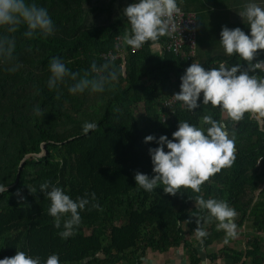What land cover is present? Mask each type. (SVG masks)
<instances>
[{
    "label": "trees",
    "instance_id": "1",
    "mask_svg": "<svg viewBox=\"0 0 264 264\" xmlns=\"http://www.w3.org/2000/svg\"><path fill=\"white\" fill-rule=\"evenodd\" d=\"M210 1L177 0L179 8L197 17L196 56L191 60L153 48L164 46L168 34L139 49L124 43L131 29L123 9L134 0H35L54 22L51 35L27 38L24 26L16 33L0 30L16 41L13 58L0 62V185L7 189L0 193V259L19 249L39 256L41 264L53 253L60 264H143L149 251L185 249L191 264H202L200 248L225 241L215 218L206 221L207 210L196 205L195 197L202 196L227 201L237 213L236 230L249 222L255 232L245 252L229 250L231 264H264V125L260 124L264 114L246 112L240 121H233L219 106L203 105V95L193 111L181 102L165 106L180 91L186 68L198 62L204 35L198 19L210 9ZM248 2L236 6L244 8ZM254 2L264 7V0ZM236 27L250 32L246 18ZM53 57L78 73L77 78L86 72L91 78L90 65L95 61L116 70L118 79L102 93H70L75 83L70 75L50 89ZM258 60H264V50H258L252 63ZM198 63L206 70L221 63L248 68L235 54ZM250 74L264 78V70ZM204 115L223 121L229 136L235 137L232 165L210 176L199 193L182 188L172 195L163 191L162 184L151 192L139 188L134 176L155 175L149 149L158 146L144 138L171 139L179 121L203 126ZM85 122L97 127L85 134ZM46 180L73 200L90 201L68 238L58 235L62 228L57 229L48 215L50 202L39 190ZM197 219L207 233L203 238L196 236Z\"/></svg>",
    "mask_w": 264,
    "mask_h": 264
},
{
    "label": "clouds",
    "instance_id": "2",
    "mask_svg": "<svg viewBox=\"0 0 264 264\" xmlns=\"http://www.w3.org/2000/svg\"><path fill=\"white\" fill-rule=\"evenodd\" d=\"M177 12V0H134L123 9V16L127 18L131 29L130 34L125 35L124 43L139 49L146 42H156L160 37L170 34V22ZM239 15L247 19L250 32L246 34L240 27L223 26L219 41L226 55L235 54L248 63V68L241 70V64L228 68L221 63L219 67L206 70L203 65L192 63L180 77V91L173 95L189 111L200 107L198 101L203 93V105L210 104L213 108L219 106L221 112L233 121H240L246 112L264 114V78L250 74L257 69L264 70V60L252 63L258 50H264V7L249 0ZM21 26L25 27L23 35L27 38L34 35L49 36L54 32V22L48 10L38 6L35 0H0V30L16 33ZM15 48L14 38L0 34V62L11 60ZM10 70L15 71V68ZM49 72L47 85L50 89L56 88L70 75L75 81L68 89L72 94L86 90L102 93L118 79L116 70L107 63L98 66L95 61L90 65L91 78L88 72L77 78L78 73L70 72L59 57L50 60ZM201 124L203 126L186 120L179 121L171 139L167 135L158 138L147 135L145 143L155 142L158 145L149 149L155 175L150 177L136 172V185L147 192L162 184L163 191L172 195L182 188L199 193L200 186L210 176L224 167H230L235 160V137L229 136L223 121L213 119L211 115H204ZM96 127L93 122H85L82 131L87 134ZM6 190L0 185V193ZM39 190L50 202L47 212L54 218V226L62 228L58 235L61 238L72 236L75 226L81 221L80 212L89 205V199L77 197L73 200L61 187L47 180L39 185ZM31 192L35 193V189ZM92 200H95L94 193ZM195 202L201 210H207L206 221L215 218L217 230L225 233L226 243L228 238H235L237 226L234 218L237 213L227 201L196 196ZM92 207L99 205L93 203ZM196 222L197 238L205 237L207 233L199 226V219ZM0 264H41V258L17 249L15 255L0 259ZM43 264H60L59 256L55 253L48 255Z\"/></svg>",
    "mask_w": 264,
    "mask_h": 264
},
{
    "label": "crops",
    "instance_id": "3",
    "mask_svg": "<svg viewBox=\"0 0 264 264\" xmlns=\"http://www.w3.org/2000/svg\"><path fill=\"white\" fill-rule=\"evenodd\" d=\"M239 1L241 3L245 0H212L210 1L212 6L209 5L210 9L200 15L198 22L200 20V29L204 31V35L197 51L196 58H198V62L206 61L208 57L228 56L224 53L220 44V32L223 26L234 28L239 22L245 20L239 15L244 8L236 6ZM232 4L235 7H230ZM254 234L251 223L248 222L241 229L236 230L235 238H228L227 243L222 238L221 243L216 242L208 249L200 248L202 264H231L232 260L228 258V254L229 252L230 254L232 253L229 250L245 252L247 243ZM261 237L264 238V234ZM199 244L197 242L195 245L198 246ZM227 246L229 248L228 251H221L222 248L224 250ZM203 254L204 256L202 257ZM214 255L218 256L214 260L210 259ZM244 259L245 257L242 261ZM143 264H191V262L185 249H173L163 254L149 251L143 259Z\"/></svg>",
    "mask_w": 264,
    "mask_h": 264
},
{
    "label": "built area",
    "instance_id": "4",
    "mask_svg": "<svg viewBox=\"0 0 264 264\" xmlns=\"http://www.w3.org/2000/svg\"><path fill=\"white\" fill-rule=\"evenodd\" d=\"M197 17L194 13H186L181 8L175 13L170 22L168 42L164 45H155L153 48L160 54L172 52L183 59L191 60L196 56ZM119 58L120 56H116ZM112 58H115L112 56ZM203 95V93H201ZM179 101L174 97L165 102V106H173Z\"/></svg>",
    "mask_w": 264,
    "mask_h": 264
},
{
    "label": "water",
    "instance_id": "5",
    "mask_svg": "<svg viewBox=\"0 0 264 264\" xmlns=\"http://www.w3.org/2000/svg\"><path fill=\"white\" fill-rule=\"evenodd\" d=\"M260 124H261V127H263L264 122L260 120ZM23 164H24V162L21 164V166H20V168H19V174H18V179H17L16 184L19 182V176H20V172H21V170H22Z\"/></svg>",
    "mask_w": 264,
    "mask_h": 264
},
{
    "label": "rangeland",
    "instance_id": "6",
    "mask_svg": "<svg viewBox=\"0 0 264 264\" xmlns=\"http://www.w3.org/2000/svg\"><path fill=\"white\" fill-rule=\"evenodd\" d=\"M199 25H200V20H199ZM140 108L143 110V106H142V105L140 106ZM141 109H140V110H141Z\"/></svg>",
    "mask_w": 264,
    "mask_h": 264
}]
</instances>
